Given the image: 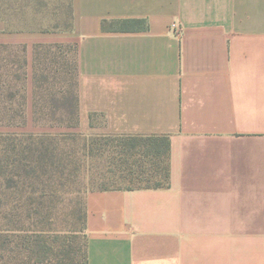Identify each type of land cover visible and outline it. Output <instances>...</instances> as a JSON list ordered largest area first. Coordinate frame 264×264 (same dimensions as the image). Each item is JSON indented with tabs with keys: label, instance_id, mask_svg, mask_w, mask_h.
Segmentation results:
<instances>
[{
	"label": "crops",
	"instance_id": "1",
	"mask_svg": "<svg viewBox=\"0 0 264 264\" xmlns=\"http://www.w3.org/2000/svg\"><path fill=\"white\" fill-rule=\"evenodd\" d=\"M71 14L64 31L0 19V44L25 50L26 127L7 132L170 139L168 187L86 193L87 264H264V0H71ZM118 20L146 26L102 27ZM68 44L78 125L34 126L36 48Z\"/></svg>",
	"mask_w": 264,
	"mask_h": 264
},
{
	"label": "trees",
	"instance_id": "2",
	"mask_svg": "<svg viewBox=\"0 0 264 264\" xmlns=\"http://www.w3.org/2000/svg\"><path fill=\"white\" fill-rule=\"evenodd\" d=\"M71 2L70 23L71 27ZM127 30L144 28V20H118ZM109 24V25H110ZM104 29L110 28L104 21ZM64 47H58L52 64L55 69H41L43 53L36 48L38 68L33 74V123L42 127H76L78 125V83L75 52L69 96L63 66ZM23 48L0 44V127H17L25 123V95L18 85L24 80L20 54ZM49 48V55H51ZM60 58V59H59ZM58 60V61H57ZM61 60V61H60ZM48 68V67H47ZM60 83L57 100L53 84ZM48 85V106L35 99L38 90ZM41 97V96H40ZM42 99V98H41ZM43 100V99H42ZM41 115L48 117L42 118ZM37 135L0 133V264H87L86 211L81 217L70 215L65 225L52 213L57 187L83 183L84 175L96 190L166 188L170 180V139L168 136L107 135ZM83 140L79 148L69 142ZM139 141V142H138ZM63 144V147L61 145ZM109 165L93 166L78 173L80 163L104 159ZM152 158L155 161H152ZM155 162V163H154ZM157 162V163H156ZM74 167L76 173L70 171ZM74 177V179H71ZM65 181V182H64ZM118 182L126 188H112ZM85 187V185H83ZM80 188V187H79ZM48 197V199H46ZM83 239V241H82Z\"/></svg>",
	"mask_w": 264,
	"mask_h": 264
},
{
	"label": "rangeland",
	"instance_id": "3",
	"mask_svg": "<svg viewBox=\"0 0 264 264\" xmlns=\"http://www.w3.org/2000/svg\"><path fill=\"white\" fill-rule=\"evenodd\" d=\"M70 2L71 0H0V19L5 21L8 31L18 32V31H64L68 30V24L70 23ZM110 28H122L121 24L114 23L109 25ZM73 44L65 45L64 47V56L66 58L63 60L64 66V76L66 78V83L63 86V89L66 90V96H69L71 88V77L74 65V56L75 52L70 49V46ZM43 53V60L42 65L40 66L41 69H55L52 64V59H54L55 54L58 55L57 49H52L51 55H49V48L47 49H40ZM60 59V58H59ZM58 61V60H57ZM61 61V60H60ZM48 67V68H47ZM60 83L53 84L52 95L59 100L61 95L59 93L60 90ZM18 87H20L21 93H24V84L21 82ZM47 88L48 85H44L43 91L38 90L37 96L35 99L41 101L40 103L43 105L48 106L50 103L49 96L47 95ZM41 96V97H40ZM43 100H42V99ZM60 101V100H59ZM42 118L48 119V117L41 115ZM34 116H32V119ZM49 120V119H48ZM97 121H100V118H96ZM34 125V123H33ZM35 126V125H34ZM26 127V123L21 126L17 127H0V133H8L7 131H12L13 128L22 129ZM64 129H70L73 127H65L62 126ZM23 134V133H21ZM41 135H45L46 133H39ZM37 134V135H39ZM51 135H77L78 137L82 138L81 136H94V137H103L107 136L104 134H96V135H81L76 133H68V132H61L60 134H51ZM139 142V141H138ZM72 148H79V146L83 145V140H77L76 142H69ZM63 147V144L61 145ZM109 156H105L104 159H96L90 160L87 163H81L77 161L78 164L82 165L78 167V173L81 176L84 175V170L90 167L95 166H106L110 163L108 162ZM152 161L155 159L152 158ZM155 163V162H154ZM157 163V162H156ZM73 173H77V170L72 167L70 169ZM71 179H74L72 177ZM89 178L84 175L83 183H73L67 184L65 187H57L56 191V198L51 204L52 213L56 216L57 220H59L60 225H65L66 221L70 218L71 214H75V217H82L84 214V198L87 192L96 190L100 188L98 185H89ZM65 182V181H64ZM85 185V187L83 186ZM129 184L126 182H118L114 185H111L112 188H126ZM80 187V188H79ZM48 199V197H46ZM83 241V239H82Z\"/></svg>",
	"mask_w": 264,
	"mask_h": 264
},
{
	"label": "built area",
	"instance_id": "4",
	"mask_svg": "<svg viewBox=\"0 0 264 264\" xmlns=\"http://www.w3.org/2000/svg\"><path fill=\"white\" fill-rule=\"evenodd\" d=\"M172 27H175L178 30V27L176 25H173Z\"/></svg>",
	"mask_w": 264,
	"mask_h": 264
}]
</instances>
